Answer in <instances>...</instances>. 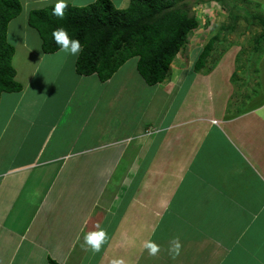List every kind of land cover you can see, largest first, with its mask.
I'll list each match as a JSON object with an SVG mask.
<instances>
[{
  "label": "crops",
  "instance_id": "1",
  "mask_svg": "<svg viewBox=\"0 0 264 264\" xmlns=\"http://www.w3.org/2000/svg\"><path fill=\"white\" fill-rule=\"evenodd\" d=\"M112 2L124 9L131 0ZM29 12L9 24L14 46L16 20L24 35L37 32ZM35 36L23 43L40 62L25 83L17 69L23 90L0 99V264H264V115L254 111L264 95L231 108L239 47L198 73L202 48L151 86L139 57L102 82L76 72L77 56L44 53ZM99 229L108 241L93 254L84 235Z\"/></svg>",
  "mask_w": 264,
  "mask_h": 264
},
{
  "label": "trees",
  "instance_id": "2",
  "mask_svg": "<svg viewBox=\"0 0 264 264\" xmlns=\"http://www.w3.org/2000/svg\"><path fill=\"white\" fill-rule=\"evenodd\" d=\"M188 1L131 0L124 9L118 8L112 0H95L85 6L68 3L63 18L52 15L55 4H50L30 10L28 24L39 33L44 53L60 50L51 36L58 27H65L79 39L82 50L77 56L75 69L80 75L97 74L102 82H106L128 60L139 57L137 69L140 75L148 85L154 86L168 78L171 65L187 45L189 35L200 27ZM225 9L231 18L230 24L224 26L228 34L235 30L242 18L250 25H264L263 18L244 17L238 7L227 6ZM22 11L20 0H0V99L3 93L23 90V85L16 80L17 71L13 66L15 46L8 40L9 24ZM220 32L204 45L194 63L196 72L211 71V68L204 69ZM262 41L264 30L256 43ZM49 264L59 263L50 259Z\"/></svg>",
  "mask_w": 264,
  "mask_h": 264
},
{
  "label": "rangeland",
  "instance_id": "3",
  "mask_svg": "<svg viewBox=\"0 0 264 264\" xmlns=\"http://www.w3.org/2000/svg\"><path fill=\"white\" fill-rule=\"evenodd\" d=\"M25 11H30L35 8H42L50 4H55V0H20ZM79 0H68V3L78 2ZM117 2V0H113ZM189 6L192 8V14L196 15L200 22V27L194 30L188 38V43L178 54L176 61L173 62L179 65L181 62L186 63L187 67L191 66V62L209 39L220 32V36L216 41L211 55L208 57L206 68L213 70L214 66L218 64V60L224 53L232 48L241 49L238 55L239 70L233 75L232 84L235 94L231 100L232 109H240L250 106L252 103L256 104L257 99L253 100V95L260 92V96L264 95V41L259 44L256 43L258 37L264 30V25L256 24L250 25L245 18L238 20L237 26L233 32L228 34L224 26L230 24V14L225 9L239 8V12L244 17L257 16L259 19H264V0H189ZM74 5V4H72ZM27 15L23 12L20 19H25ZM21 20H16L11 29V40L16 42L15 46V63L13 59V66L18 69L19 79L24 80L23 83L28 82L30 62L39 63V55L34 47L25 45L24 39L27 43L32 44L37 40L36 31L31 30V35H24L19 31ZM30 36V37H29ZM19 37V38H18ZM235 51V50H233ZM37 53V55L35 53ZM194 52V55L192 54ZM192 56L190 59L189 56ZM134 61L131 59L125 66V70L132 69ZM215 63V64H214ZM212 66V67H211ZM26 68V69H25ZM211 72V71H210ZM27 75V77H26ZM40 72L37 74V77ZM54 75L53 69L47 71L45 83L42 81L41 86L46 87L50 79ZM26 79V80H25ZM35 79V80H36ZM41 88V89H42ZM131 89L126 91L131 98L134 90L137 94L142 89V84L137 81V84H132ZM128 94L125 96L127 97ZM135 94V95H137ZM252 97V98H251Z\"/></svg>",
  "mask_w": 264,
  "mask_h": 264
},
{
  "label": "clouds",
  "instance_id": "4",
  "mask_svg": "<svg viewBox=\"0 0 264 264\" xmlns=\"http://www.w3.org/2000/svg\"><path fill=\"white\" fill-rule=\"evenodd\" d=\"M68 7V0H55V7L52 15L63 18L65 10ZM55 43L59 46L60 51L65 55L78 56L82 50V45L79 39L74 38L68 29L65 27H58L51 33ZM258 115H264V107L254 110ZM98 227V226H97ZM108 241V233L105 229H99L98 231L87 232L84 235V243L88 246L93 254L101 252L103 246ZM144 247L148 250L150 255H156L159 251V246L153 241H146ZM181 244L178 239L172 241V247L170 252L173 256L180 254ZM111 264H125L123 258H114Z\"/></svg>",
  "mask_w": 264,
  "mask_h": 264
}]
</instances>
